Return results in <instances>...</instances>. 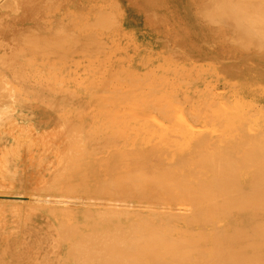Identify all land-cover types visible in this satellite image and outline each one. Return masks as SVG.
<instances>
[{"label": "bare ground", "instance_id": "6f19581e", "mask_svg": "<svg viewBox=\"0 0 264 264\" xmlns=\"http://www.w3.org/2000/svg\"><path fill=\"white\" fill-rule=\"evenodd\" d=\"M8 1L14 7L19 4L18 12L13 15H21L16 18L21 20L22 25L25 20L33 22L43 15L44 11H39V7L44 6L45 1L46 6L52 8L60 3V0H35L34 6L27 10L25 0ZM8 1L2 3H9ZM62 1L68 7L76 5L75 7L81 8L79 5H82L81 0ZM117 2L118 0H90L87 4L103 8L116 7L119 5ZM202 11L214 35L213 40L206 44L213 50L197 48L186 38L179 45L170 47L165 39L168 33L158 31L163 34V42H149L147 53L150 57L157 56L159 73L152 75L145 84L140 78H136L141 83L140 87L136 86L131 78L134 74H139V70L134 71L143 63L134 59L131 69L124 70L123 74L117 70L122 76L118 77L123 81V91L120 86L122 93H116L115 90H119L116 86H112V89L115 87V92L110 91L111 88L108 90L109 95L113 92L111 98L108 93L105 95L106 92H103L104 98H108H103L108 101L105 104L109 108L107 111L111 110L110 119L107 117L109 114L106 116V124L110 125L111 131L108 135L110 140H104L105 143L100 144L126 146L125 149L118 150V162L113 158L115 152L113 155L109 153L110 159H114L111 160L113 163L104 154L108 164L106 167L112 165L111 171L108 168L104 169H108V172L102 171L101 167L105 166L99 164L103 156L99 157L95 148L97 143H90L91 140L88 142L85 136L80 135L81 139L78 138L80 141L77 144L80 148L84 144L83 150L80 149L83 161L81 156L78 159L83 163L76 165L77 168L74 166V172L67 167L68 171L72 170V174L64 167L67 166L66 163L63 166L66 172L62 173L65 174L62 175L63 178L69 173V179L71 175H76L73 181L75 184L69 186V181V184L66 182L69 188L65 186V179L61 177L60 181L61 174L55 177L59 176L56 181L45 182L53 184L55 181V188L63 179L62 197L54 200L58 205H55L53 211L60 212L57 217L70 216L71 212V215L79 217L78 223L75 217L76 223L72 222L75 223L72 230L75 227L77 229L70 233L76 234V237L73 236L74 241L70 239L73 243H69L72 244L71 247L74 246V251L71 252L74 255L71 256H75L74 260L77 262H71L73 257H68L69 263L264 264V0H206ZM66 12L70 11L62 10L61 13ZM97 13L101 14L102 10ZM105 14L110 13L107 11ZM117 17L120 19L121 29L132 27L131 30L146 36V41H149L150 32L142 33L134 27L130 16L127 18L122 12H118ZM73 18L75 17L66 18L61 24L65 29V38L68 37L74 43L85 44L82 40L86 33H82L79 28L75 29ZM157 27L163 29L162 25L157 24ZM97 36L101 42L109 40L105 34ZM43 39V42L40 41L42 45L52 41ZM186 44H190L188 48L192 57L181 49ZM38 45L42 48L44 46ZM171 51L177 53V62L171 61ZM45 54L36 59L35 66L55 69L49 67L48 54ZM251 61L253 65L245 67L246 63H243L242 67V62ZM152 62L153 59L150 58L145 64L150 66ZM114 74L116 78V72L110 75ZM89 75L88 73L84 75L87 78H82L88 80L93 76ZM11 77L14 82L18 78L23 86V74L20 77V72H16ZM110 78H113L111 82L108 81ZM0 79L5 84L14 83L2 76ZM86 79L84 83H87ZM105 79L102 82H107V87H111L108 83H112L114 77L109 76L107 81ZM32 80L34 83L32 85L30 82V91L43 102L42 105L39 107L15 103L11 108L0 112V117L3 112L8 114L15 108L18 112V117H12L14 120H8L7 114H4L6 118H0V150L3 152L0 156V174L4 178H10L13 174L11 162L18 160L23 163L28 160V156L31 159L35 157L33 153L36 155L38 139H34L35 135L31 136V132L28 136L22 135L27 140V151H21L23 140L21 143V139L16 138L15 134V123L19 124L20 117L26 120L32 114L42 120V128H51L53 121L46 117L48 112L66 108L76 96L77 100L80 99L74 93L71 95L67 92L66 95L56 90L50 97L46 92V87L49 86H43L45 82ZM116 82H119L117 86L121 83L116 80L114 84ZM92 83L95 84L93 80ZM105 86L106 84L103 87ZM98 93L96 96L100 94L103 97L101 91ZM94 94L96 93L91 96H95ZM155 96L158 98H154ZM109 102L112 103L111 106ZM39 125L36 123L34 127L40 130ZM24 128L27 126H23ZM26 131L32 130L27 128ZM47 132L55 136L54 129L46 130L42 133L45 136L40 135L42 141L49 136ZM58 132L63 139V127ZM69 151L66 150V154ZM60 155L61 153L57 155V164L62 163ZM41 158L38 153L36 159ZM77 163L79 164V160ZM53 170L54 166L50 171ZM69 179L66 178L67 181ZM4 185L0 184V217L6 214L10 206L17 207L13 204L29 200L22 193L10 194L9 188ZM71 237L72 235L69 238ZM26 238L1 236L0 264H6L11 258L20 255L22 241ZM53 257L51 253L46 255L44 264H55ZM65 258L67 259L66 256Z\"/></svg>", "mask_w": 264, "mask_h": 264}, {"label": "rangeland", "instance_id": "374dc122", "mask_svg": "<svg viewBox=\"0 0 264 264\" xmlns=\"http://www.w3.org/2000/svg\"><path fill=\"white\" fill-rule=\"evenodd\" d=\"M3 1L5 0H0V76L5 79L7 78L6 80L10 82H14L12 81V74L15 75L16 72H20V77H22L23 74L22 80L24 82L23 86H21L18 78L15 79V82L13 83L14 85L12 83L5 84L4 82H1L2 79H0V96H2L0 97V112L1 110L11 108L15 103L39 107L42 105L43 102L38 100L37 96L30 91L32 90L30 86L34 83L32 79L45 82V85L43 86H49L46 87V92L50 97H52L55 90L66 95H68L67 92H70L71 95L74 93L80 97V99L77 100L76 96L72 104L67 105V107L62 110H57L58 112L47 107L49 110H54V112H48V115H46V117L50 119L49 121H53V127L51 128H42V120L33 115L32 117L30 115L28 118L25 117L26 120L22 118V127L27 126V128H32V120L33 129L35 133H37L38 146L35 147L36 155L33 153L35 156H33L34 158L30 159L28 156V160L23 163L18 162V160L11 162L10 165L13 167V174L10 178H4L0 174V184H5L4 186L9 188L8 191L11 192L10 194L18 193L20 195L22 193L23 196L29 197V200L13 204L17 206L16 208L8 206L9 208L7 207L8 211L6 214L0 217V237L14 236L18 238L21 237V239L22 237H27L25 241H22V253L16 258L8 260L6 264H44L46 262L45 257L49 253L53 254L54 257L52 261H54L55 264H71L69 262L70 260L71 262H74L75 256H71L74 255V253H71L74 251V246L71 247L72 244L69 243H73L70 239L76 234L73 235L70 232L74 233L75 229H77V227H75L74 231L72 230L76 223L74 217L76 218V221L77 219L79 220V217H76L75 214L74 216L71 215V212L70 216L60 215V218L57 217L60 212L53 210L55 205H58L54 200L61 199L60 197H62L61 185L63 184V179H65V186L68 188L69 186H72L76 175H71L69 179V177H67L69 174L68 172L71 171L70 173L72 174L71 169H73L74 166L77 168L76 165L83 163H80V159H78L80 156L82 157L83 154L80 155V151L83 150L82 147L84 148V144L82 146L81 143V148L80 145L77 144V141H80L81 139L79 136H85L84 138L88 139V142H90V140L92 141L90 143H97L95 144L97 145L95 148L99 153V157L103 156L101 157V159H103L101 162L99 161V164L101 163L103 164L102 166H105L103 168L101 167V169L103 171L105 168H108L109 170L106 169L104 172L111 171L110 169H112V165L106 167V155H108L107 158L110 161H114V159H110L109 156L115 152L113 158L118 162L120 159V153H118V150L125 149L126 146L100 144L103 143L104 140L105 142H107V139L110 140L108 135L111 131L109 128L110 125L108 126V124H106V118L111 116V110L107 111L109 108H106L105 104H108V101L104 100L107 97L104 98V93L106 92L105 95L107 93L109 95L110 91H116V93L119 92L118 94L122 93L123 81L120 79L122 77L120 73L123 74L124 70L131 69L130 65H133L134 59L136 61L141 60L143 63L139 69H135L136 71H134L137 72L139 70V74H134L131 78L136 86L140 87L141 84L136 78H140L141 82L145 84L152 78V75L155 76L159 73L157 56L154 55L150 57L147 53V45H149V42L153 44L163 42L161 36L163 34L158 33V31L163 30L164 34L168 33V37L165 39H167L166 42L170 44V47L179 45L182 39L186 38L190 44L195 45L197 48L204 50L211 49L206 42H211L214 35L210 31L207 19L204 17L205 13L202 11L206 0H202L201 2H199V0H118V6H106L103 8L87 4L90 0H81L82 2L80 3L82 5L78 4L81 8L75 7L76 5L68 7L62 0H60V3H58L56 8H52L49 7V5L46 6L45 1L44 6L41 5V7H39V11H44V17L42 15L39 19L33 22L25 20L23 21V25L20 24L21 20L16 18L21 17V15H13L18 12L17 8H19V4L17 7H14L8 0L9 3H2ZM19 1L21 2V0ZM26 3L28 7L27 10H29L34 6L35 0H25V4ZM200 4L201 6H199ZM62 10L64 12H70L62 14ZM100 10H102V13H97V11ZM46 11H48V14ZM107 11L110 14H105ZM35 12L36 10L33 13ZM118 12H122L127 18L130 16V18H132L131 22L135 25L134 27L140 29L142 33L144 31L150 32V37L148 38L149 41H146V36L144 37L139 32L135 33L131 30L132 27L126 26L121 29V23L119 22L120 19L117 17ZM72 17H75L72 19V21H75V29L79 28L82 33L83 31L86 33L85 41L82 40L85 44L74 43L73 40L69 41L68 37L65 38V29L62 28L61 24L66 18ZM157 24L162 25L163 29L157 27ZM58 28H60V32L57 31ZM98 34H105L109 40L101 42V39L97 36ZM43 38H45V40H52L49 43L47 42L46 45L43 43L46 48L41 44L44 41ZM37 39L39 41H37ZM59 39L62 40L60 41ZM54 40L57 41L55 42ZM40 41L42 42L40 43ZM38 44L43 46L44 49ZM190 44L182 45L181 49L189 57H192L190 56V50L188 48ZM38 47L43 50H38ZM213 49L214 48L211 50ZM40 51H43L44 53H41ZM45 52L48 54L47 59H49L50 62L49 67H55V69L51 68L47 70L35 66L36 59L39 57L42 58L43 56L41 54H45ZM169 54L171 61H178L177 53L171 51ZM150 58L153 59L152 65L147 66L145 63H147ZM254 60H257V58H254ZM243 63H246L245 67L253 65L252 61L242 62V67H244ZM117 70H119L118 72L120 73H118ZM97 71L102 74L97 75ZM258 71L263 72L259 69ZM92 72H94V74H92L93 76L91 75ZM113 72H116V78L115 74L110 75ZM88 73L90 74L89 77L92 76L95 79H92L91 77L87 80L86 78L88 75L87 77L84 75ZM5 75H8V77ZM99 76L100 78L104 77L103 79L106 77L108 78L109 76L114 77V81L112 80V83H108V86L111 85V87H107V82H102L103 79L101 80ZM107 78L105 79L106 81ZM85 79L87 80V83H84ZM89 79H91V81ZM111 79L113 78L108 79V81L111 82ZM115 79L117 81L120 80L121 85L119 84V86H117L119 82L114 84L116 81ZM92 80L95 84L92 83ZM99 81L102 82V86ZM99 83L100 86L98 85ZM105 84L106 86L103 87ZM112 86H116V88L118 87L119 90L117 89L114 91L113 89L115 87L112 89ZM1 88H3V90ZM110 88L112 90L108 91ZM100 91L102 93L104 92L103 94L101 93L103 97L99 94ZM2 92L3 95L1 94ZM7 92L9 93L7 94ZM113 92L110 93V95H112ZM89 93L91 94L89 95ZM93 93H96L94 94L95 96H91ZM97 93L99 94L98 96H96ZM112 96H110V98ZM115 97H117V95ZM154 98H158V96H155ZM1 102L4 104L2 105ZM111 102H109V106L112 105ZM38 117L42 116L38 115ZM36 123L38 125L40 124V130L37 128L35 129L34 124ZM109 123L111 122L109 121ZM62 127L63 139L61 136L59 137L58 134V131H60ZM53 129L55 136L47 132L49 136L46 138L44 137V140L42 141L40 135L45 136V134H42L43 132L46 130L52 131ZM19 131L20 130L17 131L18 134H20ZM35 137L36 136H34V139ZM24 143L26 142L24 141ZM66 150H70L69 154H66ZM38 153L41 154V160L36 159ZM59 153H61L60 156L62 163L57 164V155ZM105 153L106 155H104ZM1 155L3 154H0V156ZM86 158H88V156H86ZM67 159L68 162H66ZM81 159L83 161V157ZM78 160L79 164L77 163ZM84 162L86 163L85 160ZM66 163L67 166H64ZM53 166L54 170H56L55 172L54 170L53 172L50 171ZM63 166L71 168L69 169L70 171H68L67 168L68 174L64 176V178L62 175L65 174L62 173L66 171ZM0 168H2L1 165ZM62 168L64 171H62ZM74 170L75 169H73V172ZM0 171L2 170L0 169ZM50 172L52 174H50ZM59 174H61L60 181L61 177L63 178L62 182L54 188V182L59 176L57 178L55 177ZM66 178L69 180L67 181ZM52 180H55L53 184H49V181L52 182ZM69 181L71 182V185L68 186L66 184H69ZM47 199L50 201H45ZM67 215H69L68 212ZM72 216L73 218H71ZM69 218L73 219V221L69 220ZM70 234L72 235L71 238H69L71 236ZM72 240L74 241V239ZM68 257L73 258L69 260ZM75 262H77V260Z\"/></svg>", "mask_w": 264, "mask_h": 264}, {"label": "crops", "instance_id": "0c3cea01", "mask_svg": "<svg viewBox=\"0 0 264 264\" xmlns=\"http://www.w3.org/2000/svg\"><path fill=\"white\" fill-rule=\"evenodd\" d=\"M4 114H7L6 112H3V114H2V116L0 117V118H2L3 116H5ZM32 115V114H31ZM7 116H8V120H14L16 117H18V112L16 111V108L15 109H12V110H10L9 111V113L7 114ZM12 117L14 118V119H12ZM32 117V116H31ZM5 118H6V116H5ZM18 122V121H17ZM22 116L20 117V120H19V124H16L15 123V126H16V132H15V134H17L16 136H14V137H16V138H19V139H21V140H23V143H24V141L26 140L24 137H22V135H24V136H28L29 135V132H31V136H36L35 137V139H38L37 138V133H35V131H34V129H33V122H32V120H31V125H32V128H30L32 131H26V129L27 128H24L23 129V127H22ZM21 129V130H20ZM36 129V128H35ZM18 130H20L19 132H20V134H18ZM33 132H34V134H33ZM13 133V132H12ZM14 134V133H13ZM19 135H21V136H19ZM25 139V140H24ZM33 139V138H32ZM31 139V141H33ZM25 142H27V140L25 141ZM22 143V142H21ZM23 146H25V147H23ZM22 147H20L21 148V151L24 153L25 151H27V149H23V148H27L26 147V143H24V145H23ZM18 152H19V150H18ZM3 152H2V150H0V154H2ZM19 162V161H18ZM20 163H22L21 161H20ZM21 238V237H20Z\"/></svg>", "mask_w": 264, "mask_h": 264}]
</instances>
